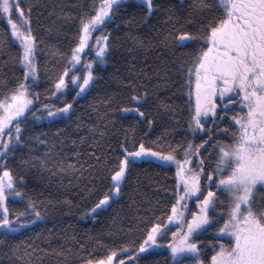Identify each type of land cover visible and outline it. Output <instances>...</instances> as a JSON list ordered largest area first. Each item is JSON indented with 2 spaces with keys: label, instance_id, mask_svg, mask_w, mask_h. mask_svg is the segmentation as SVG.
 Wrapping results in <instances>:
<instances>
[{
  "label": "snow or ice",
  "instance_id": "obj_1",
  "mask_svg": "<svg viewBox=\"0 0 264 264\" xmlns=\"http://www.w3.org/2000/svg\"><path fill=\"white\" fill-rule=\"evenodd\" d=\"M122 2L100 0L94 14L79 15L67 53L48 49L62 66L55 74L44 73L50 87L42 98L35 87L42 75L37 53L45 41L33 27V8L45 5L33 0H0V17L9 25L7 34L0 36V54L15 41L23 68L14 87H7L0 77V89H4L0 97V249H7L4 254L11 253L9 260L16 258L20 264H42L47 255L38 244L12 243L17 233L43 222L48 211L44 201L22 190L24 176L10 167L17 148L35 140L48 152L43 157L22 156L20 167L25 171L39 168L52 176L67 174L91 183L96 173L108 170V182L101 178L99 186L89 189L94 203L85 216L91 218L112 207L140 162L174 165V202L166 206L168 210L156 215L146 209L148 218L137 216L135 228L127 231L119 226L117 215L109 233L113 239L107 244L97 241L104 249L102 258H89L85 264H141L145 256L154 255L155 248L164 246L162 241H168L173 264H264V0H182L166 7L161 0H143L147 17L161 10L167 15V34L159 45L170 52L190 49L181 54L187 58L174 69L181 74L180 86L187 90L190 110L184 135L177 139L169 132L157 137L152 141L160 145L157 150L146 143L158 124L149 118V92L130 95L129 103L134 106L119 110L131 115L134 123L122 130L119 155L109 164L112 155L104 143L106 130L93 126L88 136L72 140L59 126L72 122L74 106L99 83L96 73L108 63L113 49L114 37L107 27ZM57 7L59 11L53 8L50 16L71 19L64 5ZM47 30L52 32L51 27ZM135 44L145 47L141 40ZM172 71L162 67L153 75L163 73L165 83H174L169 75ZM137 88L133 85L129 91ZM160 107L175 120L178 109L174 105L162 103ZM45 120L48 127L56 128L55 133L27 135L33 122ZM65 138L73 146L87 143L93 151L82 159V153L73 148V163L64 151ZM19 202L22 208L14 206ZM54 255L64 257L65 252L56 250ZM143 264L156 262L144 260Z\"/></svg>",
  "mask_w": 264,
  "mask_h": 264
},
{
  "label": "trees",
  "instance_id": "obj_2",
  "mask_svg": "<svg viewBox=\"0 0 264 264\" xmlns=\"http://www.w3.org/2000/svg\"><path fill=\"white\" fill-rule=\"evenodd\" d=\"M141 0H126L117 10L113 20L108 24L107 31L114 37L113 49L108 63L99 67L97 76L99 83L91 91V94L78 101L76 115L69 124H61L59 127L67 131L68 137L78 140L80 137L88 136L89 129L98 126L107 131L104 143L112 159L109 164L114 163L115 157L119 155V143L123 140V129L134 123L131 115L122 114L119 109L132 107L129 103V96L149 92L148 101L151 110L150 119L158 121L157 126L150 132L146 143L152 144L157 137L171 135L180 139L185 133V122L188 119L187 90L181 88L183 84L181 74L174 69L180 60L186 59L181 55L190 49L177 48L170 52L159 45L168 29L167 15L161 10L152 17H147L145 6ZM182 0H161L165 7L169 3H181ZM33 3L45 5L39 9L33 8V27L39 30L41 38L45 41L42 50L37 53L41 60V79L38 81L36 91L41 92L42 98L47 95L49 81L45 78V72L55 74L62 66L55 57L49 54L50 47L59 48L67 53L71 42L76 36L75 28L78 24L79 15L87 12L94 14V6H98L100 0H33ZM58 5H64V13L70 16L69 20H58L55 15L50 16L53 8L59 11ZM43 15H40V13ZM39 16V20L37 17ZM15 18V17H14ZM56 24L53 25L52 21ZM52 32H48V28ZM9 25L7 20L0 17V36L7 34ZM99 32H97L98 34ZM144 41L145 47H137L135 41ZM20 48L12 41L10 46L0 54V77L7 81V87H14L16 79L23 76V68L18 62ZM44 61H48L45 65ZM7 62V63H5ZM173 69L169 73L174 83H165L161 77L153 75V72L160 68ZM137 85V91H129ZM159 85V86H158ZM4 89H0V97ZM111 97V100H106ZM72 97L69 96L68 99ZM167 103L174 105L178 112L175 120L161 109L160 105ZM105 113L107 115L105 116ZM109 121H111L109 123ZM79 125V128L77 127ZM106 125V128H105ZM175 128L173 132L172 129ZM41 132L51 136L56 132L55 127H48L47 123H32L27 132L28 136H38ZM99 138V137H97ZM170 138V137H169ZM65 154L70 161L75 163V156L72 149L76 148L82 153V159L86 158L88 152L93 151L87 143L73 146L65 138ZM160 150L159 144H152ZM48 149L33 140L26 146L18 147L15 155L10 158V167L24 176L26 187L22 190L28 193L29 197L44 201L48 208L45 220L30 228L24 229L16 234L12 241L14 244H28L32 242L44 249L47 255H43L42 264H85L89 258H102L104 249L97 241L107 244L113 237L109 233L113 230V218L117 215L121 218L120 227L125 231L129 227L135 228L137 216L148 218L149 212L159 215L167 211L171 197L175 193L174 169L169 167H156L155 164L140 162L132 170L126 188L122 189V195L117 198L111 208L103 211L95 218L86 217L94 203V197L89 195V189L99 186L101 178L107 183L108 170L104 169L96 173L97 178L77 180L72 176H52L50 173L42 172L39 168L25 171L20 167L21 157H43ZM97 155H100L97 151ZM88 163H94L89 160ZM51 167V165H49ZM85 176L88 173L85 172ZM159 202V205H157ZM15 207L22 208L23 202ZM140 233L137 231L136 237ZM207 239L211 240L209 235ZM63 250L64 257H57L54 251ZM7 249H0V264H20L16 258L9 260ZM154 255H148L144 260H154L156 264H172L168 250H153ZM70 253V254H69ZM36 255H42L37 252Z\"/></svg>",
  "mask_w": 264,
  "mask_h": 264
},
{
  "label": "rangeland",
  "instance_id": "obj_3",
  "mask_svg": "<svg viewBox=\"0 0 264 264\" xmlns=\"http://www.w3.org/2000/svg\"><path fill=\"white\" fill-rule=\"evenodd\" d=\"M124 2H126V0H123L122 3H124ZM140 2L143 3V0H141ZM94 35H99V33H98V34L95 33ZM17 45H18V44H17ZM18 46H19V45H18ZM19 48H20V46H19ZM92 58H94V56H93ZM101 66H103V65H101ZM35 123H37V124H38V123H47V121H46V120H45V121H35ZM164 167H167V168L171 167V168L174 169V165H165ZM189 207L192 208L193 205L190 203V204H189ZM193 210H195V209H193ZM170 227H171V226H170ZM173 230H175V229L173 228ZM169 238H170V236H169ZM167 242H168V241H162L161 243H162L164 246H162V247H157V248H155L154 250H168L169 253H170V250L166 247ZM172 264H173V262H172Z\"/></svg>",
  "mask_w": 264,
  "mask_h": 264
}]
</instances>
